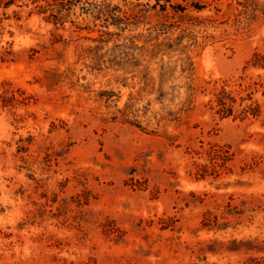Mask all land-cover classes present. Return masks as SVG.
Returning <instances> with one entry per match:
<instances>
[{
    "label": "rangeland",
    "instance_id": "obj_1",
    "mask_svg": "<svg viewBox=\"0 0 264 264\" xmlns=\"http://www.w3.org/2000/svg\"><path fill=\"white\" fill-rule=\"evenodd\" d=\"M264 0H0V264H264Z\"/></svg>",
    "mask_w": 264,
    "mask_h": 264
},
{
    "label": "trees",
    "instance_id": "obj_2",
    "mask_svg": "<svg viewBox=\"0 0 264 264\" xmlns=\"http://www.w3.org/2000/svg\"><path fill=\"white\" fill-rule=\"evenodd\" d=\"M160 1H164L165 3H168V0H155L156 4H159ZM260 65V67L264 68V64H257Z\"/></svg>",
    "mask_w": 264,
    "mask_h": 264
}]
</instances>
